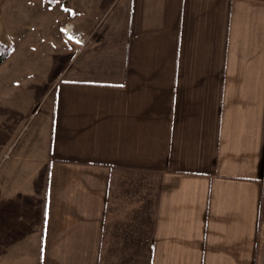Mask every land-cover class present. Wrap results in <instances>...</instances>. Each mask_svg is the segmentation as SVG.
I'll return each instance as SVG.
<instances>
[{
  "label": "crops",
  "instance_id": "1",
  "mask_svg": "<svg viewBox=\"0 0 264 264\" xmlns=\"http://www.w3.org/2000/svg\"><path fill=\"white\" fill-rule=\"evenodd\" d=\"M65 1L0 76V264H264V0Z\"/></svg>",
  "mask_w": 264,
  "mask_h": 264
},
{
  "label": "rangeland",
  "instance_id": "2",
  "mask_svg": "<svg viewBox=\"0 0 264 264\" xmlns=\"http://www.w3.org/2000/svg\"><path fill=\"white\" fill-rule=\"evenodd\" d=\"M97 2L98 0L95 1ZM66 4L69 5L65 0H0V44L11 48V58L9 56V59L0 64V76L4 72H17L23 62L48 65L55 62V53L51 49L41 52H35L34 49L39 48L40 43H49L59 26H63L62 29L67 27L64 23L66 21L59 22L61 10L66 11ZM42 15L45 16L44 20L38 22ZM73 32H76L74 28ZM63 35L62 33L60 36L63 38ZM67 38L80 48L88 42L78 34ZM27 72L34 74L36 80L39 79V73H44L37 70Z\"/></svg>",
  "mask_w": 264,
  "mask_h": 264
},
{
  "label": "trees",
  "instance_id": "3",
  "mask_svg": "<svg viewBox=\"0 0 264 264\" xmlns=\"http://www.w3.org/2000/svg\"><path fill=\"white\" fill-rule=\"evenodd\" d=\"M64 6H65V10L73 11L70 7L66 5ZM10 53H11L10 47L0 44V64H2L10 56Z\"/></svg>",
  "mask_w": 264,
  "mask_h": 264
}]
</instances>
